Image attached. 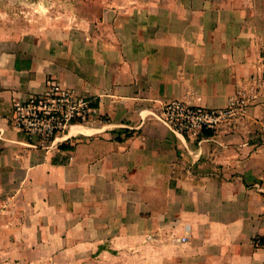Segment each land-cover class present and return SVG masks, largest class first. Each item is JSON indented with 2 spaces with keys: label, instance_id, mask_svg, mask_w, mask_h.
Here are the masks:
<instances>
[{
  "label": "crops",
  "instance_id": "crops-1",
  "mask_svg": "<svg viewBox=\"0 0 264 264\" xmlns=\"http://www.w3.org/2000/svg\"><path fill=\"white\" fill-rule=\"evenodd\" d=\"M64 1L0 22V264H264V0ZM49 77L97 113L44 147L12 103ZM239 96L211 134L161 116Z\"/></svg>",
  "mask_w": 264,
  "mask_h": 264
},
{
  "label": "built area",
  "instance_id": "built-area-1",
  "mask_svg": "<svg viewBox=\"0 0 264 264\" xmlns=\"http://www.w3.org/2000/svg\"><path fill=\"white\" fill-rule=\"evenodd\" d=\"M92 102V98L79 95L49 77L43 91L13 100L12 119L29 139L36 138L41 146L48 147L59 132L89 123L96 117V106ZM245 102L246 97L240 96L232 99L227 106L208 107L173 98L163 103L161 116L176 131L185 133L198 129L202 132L203 128L215 129L240 112Z\"/></svg>",
  "mask_w": 264,
  "mask_h": 264
},
{
  "label": "rangeland",
  "instance_id": "rangeland-1",
  "mask_svg": "<svg viewBox=\"0 0 264 264\" xmlns=\"http://www.w3.org/2000/svg\"><path fill=\"white\" fill-rule=\"evenodd\" d=\"M64 4L66 1L64 0H0V22L6 21H14L15 23L19 24L21 22L34 21L38 23L40 20H48V23L52 22V19L55 15L53 14H40L37 10L39 6L46 5V4ZM263 9H264V2H263ZM263 20H264V12L262 13ZM57 17L61 18L62 16L59 14ZM261 53V54H260ZM259 54H260V69H261V77L260 81L264 83V36L260 40L259 45ZM240 97V96H239ZM189 103V102H187ZM197 130V131H195ZM186 134H194V136H198L200 133L198 129L189 130L185 132ZM255 237L254 239H257ZM129 262H144V264H150V254L144 253L140 257L139 255H128L126 257ZM117 260H115L116 262Z\"/></svg>",
  "mask_w": 264,
  "mask_h": 264
},
{
  "label": "trees",
  "instance_id": "trees-1",
  "mask_svg": "<svg viewBox=\"0 0 264 264\" xmlns=\"http://www.w3.org/2000/svg\"><path fill=\"white\" fill-rule=\"evenodd\" d=\"M94 105H96L97 103H96V101H94V102H92ZM213 132V129H210V128H203L202 129V133H204V134H211ZM259 240L260 241H263L264 240V237H260L259 238Z\"/></svg>",
  "mask_w": 264,
  "mask_h": 264
}]
</instances>
